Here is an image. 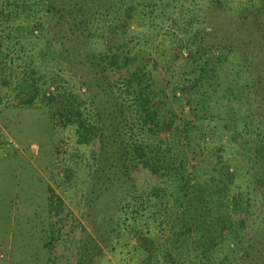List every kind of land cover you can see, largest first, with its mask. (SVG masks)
I'll use <instances>...</instances> for the list:
<instances>
[{
    "label": "trees",
    "instance_id": "obj_1",
    "mask_svg": "<svg viewBox=\"0 0 264 264\" xmlns=\"http://www.w3.org/2000/svg\"><path fill=\"white\" fill-rule=\"evenodd\" d=\"M186 1L0 0V86L18 107L39 106L53 127L72 129L97 166L85 206L96 238H70L64 202L48 186L45 264H99L103 249L128 245L136 264H264V237L239 250L233 207L250 209L235 184L248 172L237 165L243 155L195 168L186 153L210 163L192 144L222 141L223 130L230 152L254 145L262 168L254 191L264 195V0H243L210 22L182 9L178 34L155 46L164 10L171 16Z\"/></svg>",
    "mask_w": 264,
    "mask_h": 264
},
{
    "label": "rangeland",
    "instance_id": "obj_2",
    "mask_svg": "<svg viewBox=\"0 0 264 264\" xmlns=\"http://www.w3.org/2000/svg\"><path fill=\"white\" fill-rule=\"evenodd\" d=\"M217 1L179 2L171 16L169 15L171 11L165 9L162 18L167 21L157 28L159 31L156 33L159 37L156 38L155 46L160 45V39L164 37L163 33L170 31L178 34L176 28L180 25L176 22L186 15L181 12L182 9H189L200 19H207L210 22L208 18L216 14L219 15L218 18L228 19L226 11H233L244 2L243 0H220L223 4L215 8L212 3ZM174 21L176 27L172 28ZM207 21L196 26L206 28ZM131 29L135 30L136 26L132 24ZM138 30L141 31V29ZM166 40L165 46L169 47L170 41ZM139 42L143 44L145 39L141 37ZM151 53L153 55L155 53L154 46ZM154 57L157 56L154 55ZM16 63L19 64L18 61ZM156 63L158 70H161L158 61ZM15 76L11 77L14 84L18 80ZM29 90L27 88L26 92L28 93ZM185 98L187 102H190L187 95ZM17 101L18 98L13 97L10 90L0 86V264H45L44 241L47 238L45 230L49 228L48 225L52 221L47 209L48 186L64 202V214H67L64 223L70 230V238L73 241L74 239L80 241L79 239L87 234L96 238L85 217V206L86 196L93 184L91 176L97 166L91 165L90 153L85 151L84 146L76 144L72 129L60 131V128L52 126L44 109L39 106L20 108L17 106ZM184 109L188 110V107ZM252 109L254 111V108ZM212 119L210 127L217 124V118ZM50 125L52 130L49 129ZM202 126L205 127L206 123ZM221 135L222 141L217 137H206L205 140H197L195 144H192L195 152H201L202 155L209 157L210 163H197V158H193L192 148L186 147V153L190 159V165L195 168L212 166L214 162L225 159L231 153L243 155V160L237 165L240 167V172L241 170L248 172L245 174L246 178L240 177L235 184L240 185L242 190L248 193L244 198L249 203L250 209L235 206L233 213L236 214L237 222L243 226L241 234L244 239L239 245V250L243 248L241 252H247L255 247L259 248L264 237L262 221L264 195L261 188L254 191V188H258L257 179L261 176L262 168L254 162L253 158L257 154L254 151V145L251 144L244 152H230L237 149L229 145V133L223 130ZM255 139L256 136H250V141ZM10 141L12 143H9ZM221 144L224 151L218 150ZM253 174L256 176L253 177ZM81 226L86 231H82ZM153 228L155 232L158 230L155 226ZM163 240L164 237L159 242ZM130 244H134V240ZM74 249L75 247H71L68 251L71 261L75 260ZM130 250V245L122 249H111V251L103 249L104 253L99 264H136V260L131 259Z\"/></svg>",
    "mask_w": 264,
    "mask_h": 264
},
{
    "label": "built area",
    "instance_id": "obj_3",
    "mask_svg": "<svg viewBox=\"0 0 264 264\" xmlns=\"http://www.w3.org/2000/svg\"><path fill=\"white\" fill-rule=\"evenodd\" d=\"M9 143H12L11 141Z\"/></svg>",
    "mask_w": 264,
    "mask_h": 264
}]
</instances>
